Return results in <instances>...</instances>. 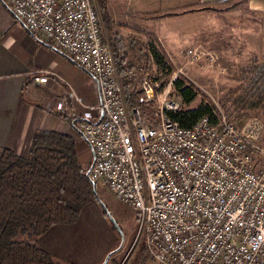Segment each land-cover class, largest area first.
I'll list each match as a JSON object with an SVG mask.
<instances>
[{"label":"built area","instance_id":"built-area-1","mask_svg":"<svg viewBox=\"0 0 264 264\" xmlns=\"http://www.w3.org/2000/svg\"><path fill=\"white\" fill-rule=\"evenodd\" d=\"M0 2L31 36L94 80L97 105H83L66 92L82 112L72 111L66 100L56 110L69 112L73 133L92 152L89 180L136 214L138 236L153 262L264 264V170L252 169L259 159L264 165V149L257 145L256 127L244 134L221 114L215 124L204 116L180 127L167 115L180 107L168 98L176 76L157 95L155 85L142 81L143 101L154 104L151 123L136 107L128 108L95 0ZM184 55L192 62L216 61L190 48ZM48 81L42 75L34 82Z\"/></svg>","mask_w":264,"mask_h":264},{"label":"rangeland","instance_id":"rangeland-1","mask_svg":"<svg viewBox=\"0 0 264 264\" xmlns=\"http://www.w3.org/2000/svg\"><path fill=\"white\" fill-rule=\"evenodd\" d=\"M94 6L102 20L103 13L98 7L97 0ZM200 6L202 5H196L194 10L178 16L177 10L162 12L164 19L162 45L167 48L171 43L176 48L174 53L168 51V55L161 51L164 56V69L154 65L145 52V47L150 41L147 35L132 36L136 38L135 43L126 45L124 53L128 62L126 68L130 69L134 78L135 92L138 95L136 99L140 107L137 109L143 110L147 115L146 120L151 123L154 104L143 101L142 81L146 80L152 86L155 85L157 95L166 89L170 80L176 76L197 92L196 98L187 106H183L171 86L168 98L178 101L179 109H193L200 103H208L215 109L217 115L221 114L244 134L247 133V129L256 127L259 131L257 145L264 149L262 113L258 110L237 109L231 102L235 90L248 81V75L242 70L249 68L253 61L262 62L264 59V19L261 16L255 17L251 24H248L249 20L246 22L242 20L239 24L247 25L229 29V19L212 20L203 13ZM232 7L236 8L233 5ZM241 18H244L243 13ZM247 18L249 19V16ZM233 22L234 19L230 24L233 25ZM247 29L251 30V36L248 35ZM107 34L105 31L106 37L104 35L103 37L111 44L113 50L112 40L107 38ZM122 36L127 40V35ZM164 42L168 44L164 45ZM189 48L203 55L206 53L213 55L216 58L215 63L209 65L204 57H200L196 62L188 60L184 52ZM158 49L160 51V48ZM118 56L120 53L116 57ZM122 63H125L124 58ZM116 66L118 69V65ZM118 78L121 83L119 69ZM42 129L57 130L50 124ZM77 158L83 169H90L93 160L90 149L86 148ZM252 169L264 170L262 161L260 159L255 161ZM95 192L94 200L82 210L74 225L55 226L46 238L38 241H32L27 236L20 237L19 240L36 243L48 253L51 264H156L145 247L143 238L138 236L139 222L136 214L129 207L119 203L100 184L95 185ZM109 254L111 256L105 263Z\"/></svg>","mask_w":264,"mask_h":264},{"label":"crops","instance_id":"crops-1","mask_svg":"<svg viewBox=\"0 0 264 264\" xmlns=\"http://www.w3.org/2000/svg\"><path fill=\"white\" fill-rule=\"evenodd\" d=\"M199 4L208 18L229 19V29L247 25L239 24L242 20H249L251 24L255 17L264 19V0H106L104 12L109 24L98 17L103 23V35L106 31L107 38L112 40L114 57L120 53L118 58L125 61L121 66L126 67L125 47L136 41L132 36L149 37L151 42L148 41L145 52L150 59V48L157 51L160 48L166 55L168 51L174 53L176 48L171 43L164 48L161 42L164 38L162 12L177 10L178 16L194 10ZM232 5L236 8L228 10ZM242 13L244 18L240 19ZM232 19L233 25L230 24ZM247 31L251 36V30ZM122 35H127V40ZM126 73L132 75L129 69ZM42 75L48 76L49 81L36 84L34 81ZM66 92H73L83 105L99 102L94 80L65 55L31 36L0 2V149L7 148L26 156L33 133L46 131L42 128L50 124L57 132L66 133L75 140L77 154L81 156L89 148L73 134L69 112L56 110V104L66 100L72 111L82 112L80 105H72Z\"/></svg>","mask_w":264,"mask_h":264},{"label":"trees","instance_id":"trees-1","mask_svg":"<svg viewBox=\"0 0 264 264\" xmlns=\"http://www.w3.org/2000/svg\"><path fill=\"white\" fill-rule=\"evenodd\" d=\"M97 3L104 23L109 24L104 12L106 0ZM149 55L154 65L164 69V56L159 50L150 48ZM114 59L125 104L139 109L134 78L121 66V58ZM242 72L248 75V81L235 90L231 102L237 109L258 110L264 116V59L253 61ZM171 86L183 106L197 96L181 78L175 79ZM140 112L147 117L143 110ZM167 115L180 127L187 128L204 116L215 124L217 113L210 104L200 103L196 108L179 109ZM152 116L154 119V109ZM76 148L75 140L66 133L37 130L27 156L0 149V264H51L48 253L36 243L19 238L27 236L38 241L55 226L74 225L82 210L94 200L95 184L87 176L89 169L79 164Z\"/></svg>","mask_w":264,"mask_h":264},{"label":"water","instance_id":"water-1","mask_svg":"<svg viewBox=\"0 0 264 264\" xmlns=\"http://www.w3.org/2000/svg\"><path fill=\"white\" fill-rule=\"evenodd\" d=\"M87 176H88V172H87ZM110 256H111V254L108 255V257H107L105 263L108 261V259H109Z\"/></svg>","mask_w":264,"mask_h":264}]
</instances>
